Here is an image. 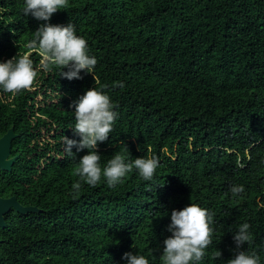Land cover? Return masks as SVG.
<instances>
[{"label":"trees","instance_id":"obj_1","mask_svg":"<svg viewBox=\"0 0 264 264\" xmlns=\"http://www.w3.org/2000/svg\"><path fill=\"white\" fill-rule=\"evenodd\" d=\"M24 6L0 0V62L28 54L38 71L31 90L0 88V139L13 129L17 157L0 170V196L37 211L5 215L0 264H127L125 253L162 264L171 213L191 203L212 214L214 229L191 264H227L243 223L252 239L240 250L264 264V0H68L47 22ZM45 23L75 26L97 59L92 74L69 81L42 68L26 45ZM101 86L118 113L98 144L101 167L127 157L125 147L160 166L151 181L133 169L115 187L102 176L74 193L88 150L70 157L63 138L79 142L74 103ZM233 185L244 193L234 198Z\"/></svg>","mask_w":264,"mask_h":264},{"label":"clouds","instance_id":"obj_2","mask_svg":"<svg viewBox=\"0 0 264 264\" xmlns=\"http://www.w3.org/2000/svg\"><path fill=\"white\" fill-rule=\"evenodd\" d=\"M67 5L68 0H25L23 13L25 16L31 15L39 21L47 22L53 14ZM26 47L39 54L42 58V68L58 67L62 69L60 75L69 81L82 79L81 71L92 74L97 65V59L89 55L86 40L76 35L75 26L71 23L66 26L42 24L33 33V39ZM37 75L38 71L34 69L33 61L28 54L17 55L6 62H0V88L6 93L15 95L23 90H31ZM94 80L95 84H99L98 79L94 77ZM116 86L124 87L120 82H117ZM104 87L101 86L100 89L94 87L86 91L74 103L76 120L74 132L80 137L79 142L63 138L64 151L70 157H74L72 152L74 147L77 151L88 150V154L84 155L77 165L76 174L80 181L72 185L74 193L80 191L82 183L95 187L102 176L108 187H115L122 183L133 169L138 170L145 181H151L160 166L156 156L130 159L128 149L125 147L127 157L117 152L106 166L101 167L102 157L97 152L98 144L109 139V133L113 130V124L118 116L113 110L116 105L102 90ZM244 191L243 185L230 187L234 198L239 197ZM212 224V214L198 204L191 203L183 210H173L171 224L167 229L171 235L163 242L162 264H191L193 261H201L206 255L205 249L212 243L214 231ZM250 227L249 223L239 225L233 237L236 244L235 257L228 260L227 264H259L260 257L255 252L249 254L245 250H240L252 239ZM221 255L220 251H216V259H220ZM122 258L127 264H149V259L139 254L125 253Z\"/></svg>","mask_w":264,"mask_h":264},{"label":"water","instance_id":"obj_3","mask_svg":"<svg viewBox=\"0 0 264 264\" xmlns=\"http://www.w3.org/2000/svg\"><path fill=\"white\" fill-rule=\"evenodd\" d=\"M16 136L11 128L1 139H0V170L11 171L12 166L17 161V157L11 158V145ZM14 209L18 214L26 215L28 212L37 211L36 206H25L21 204L14 195L9 197L0 196V228L6 227L5 215Z\"/></svg>","mask_w":264,"mask_h":264}]
</instances>
